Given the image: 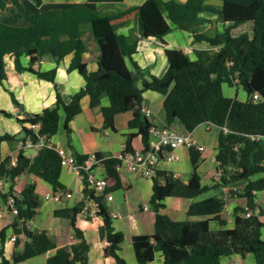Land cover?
<instances>
[{"label":"trees","instance_id":"trees-1","mask_svg":"<svg viewBox=\"0 0 264 264\" xmlns=\"http://www.w3.org/2000/svg\"><path fill=\"white\" fill-rule=\"evenodd\" d=\"M10 1L27 24L12 25L0 21V84L6 79V54L13 58L17 71L29 70L54 83L56 66L65 55L72 53L77 71L84 79V84L66 100L56 91L53 104L38 114L24 111L22 104L10 92L13 103L23 111V116L17 118L22 123L21 139L29 136L32 141H37L38 135H55L62 113L63 129L69 141V121L81 112V99L88 96L89 106L100 108L103 128L115 131V115L131 111L132 116L127 121L131 131L124 143L125 148H133L131 141L136 136L146 146L148 128L152 123L141 110L145 90L165 96L163 109L167 124L177 119L187 131L205 122L219 127L214 156L216 169L222 170L221 178L225 185L243 184L238 195L245 198V207L234 208L232 227L218 229L211 228L209 223H225L221 217L224 202L214 196L193 200L183 219H174L160 212L166 197L195 198L209 188L201 183L197 172L201 152L189 148L192 170L186 182L166 169H157L151 179L149 202L154 211V228L151 234L132 237L137 264L153 261L157 252L161 256V264H219L221 256H245L247 253L253 255L256 264H264V239L261 237L264 210L255 212L256 193L264 192V141L261 139L264 137V0H221L218 11L204 0H144L138 6L113 14L101 13L84 4L40 10L41 0H34L35 9L28 12L19 0ZM3 5V0H0V6ZM132 11L136 14V29L128 34L118 32L114 20ZM204 12H216L223 27L212 35L194 32L192 37L195 42L205 41L213 48L196 49L195 58L190 59L183 50L166 47L164 72L160 76L150 74L145 77L143 70L132 60L138 39L161 37L171 30V23L177 28L192 30L194 26L209 21L202 15ZM247 21L252 22L251 37L246 32L231 34L233 28ZM86 29L91 31L98 50L97 67L92 71L87 69L82 59V53L87 49ZM44 55H49L55 66L40 71L34 66ZM22 56L27 57V65L21 63ZM222 84L235 89L240 86L245 98L240 100L236 94L224 95ZM254 92L260 95L259 100L250 98ZM102 93L107 95L106 105H101ZM25 122L38 124V128L34 130L24 125ZM223 126L226 130L222 129ZM14 140V135L0 134V144ZM74 154L78 161L88 156ZM16 159V165L11 166L8 158L0 157V178L13 181L15 176L27 172L47 182L52 191L64 189L59 178L62 169L59 155L54 149L41 147L32 158L26 157L21 150ZM117 163L116 158L103 161L106 175L112 180L109 190L121 187L115 168ZM11 190L10 185L8 191ZM83 190L86 191L85 188ZM96 200L97 213L101 218L99 237L108 240L104 254L111 256L117 264H127L118 252L124 234L114 230L101 197H96ZM15 203L21 225L18 227L14 221L11 226L13 232L23 234L25 240L22 250L13 251L11 259L3 256L1 246L0 264L19 263L47 251L52 253L45 264H87L89 245L75 224L77 204L68 215L77 241L65 248L58 247L45 230L27 228V221L33 218L40 205L33 181L24 185L20 195L15 196ZM246 212L249 215H244ZM191 216L200 218L190 219ZM4 233L5 228H2L0 243Z\"/></svg>","mask_w":264,"mask_h":264},{"label":"crops","instance_id":"crops-1","mask_svg":"<svg viewBox=\"0 0 264 264\" xmlns=\"http://www.w3.org/2000/svg\"><path fill=\"white\" fill-rule=\"evenodd\" d=\"M32 4L31 8H27L22 0L19 2L28 12H33L35 9V1L29 0ZM144 0H41L39 5L40 10H48L54 7H70L74 4H84L88 7L98 9L104 14H113L131 6H138ZM183 1V0H180ZM3 7L0 6V21L12 25H26L27 21L23 18L16 7L10 0H3ZM205 3L215 7L216 11L221 8V0H204ZM13 9H12V8ZM10 8V9H9ZM209 21L194 26L192 30H184L175 27L171 23V30L161 37L156 38H139L137 43V51L132 55V60L143 70V75L148 77L150 74L160 76L167 65L164 49L177 48L183 50L190 59L195 58L196 49L213 48L205 41L195 42L193 40L194 32H204L208 35L220 31L223 27L221 21L217 17V13L204 12L202 14ZM18 16L20 19H18ZM8 19L19 20L18 23H11ZM117 24V31L123 34H128L131 30L136 29V14L135 11L117 18L114 20ZM85 39L87 49L82 53V59L86 63L89 71L95 70L97 67V46L92 39L91 31L86 29ZM21 63L27 65L28 59L25 56L21 57ZM131 65V63H129ZM55 66L53 59L49 55H44L38 65L40 71H47ZM4 68L6 79L0 84V134L8 133L14 135V141H2L0 144V157L8 158L17 153L18 143L23 137L21 131L22 123L17 120L23 116V111L19 109L12 101L10 92L22 104L23 110L29 114H38L43 108L53 104L56 91L60 92L66 100L71 94L76 92L83 84L84 79L77 71L76 63L73 59V54L69 53L56 66L54 83L42 78H39L34 72L29 70L17 71L14 66L13 58L6 54L4 56ZM234 88V87H233ZM235 90V88H234ZM235 92V91H234ZM237 92L234 93V95ZM227 96H230L229 93ZM165 96L159 92L145 90L142 93V107L150 109L151 113L147 117L154 125H170L179 133L189 132L192 138L205 146L204 138L197 134V128L201 124H205V130L215 128L214 147L217 146V138L219 127L205 122L197 125L193 130L187 131L179 122L174 119L167 124L163 109V101ZM101 105L108 103L106 93L100 96ZM8 114H5L4 112ZM132 116L131 111L118 113L114 117L116 130L103 128V118L99 107L91 108L89 106L88 96L81 99V112L75 115L69 121L71 129L70 140H67L63 129V114L60 113L61 127L63 129L62 138L57 135L52 136V139L58 145L66 146L73 152L80 154H110L117 153L124 145L128 133L131 131L127 127V121ZM24 125L28 126L25 122ZM60 125V122H59ZM210 126V127H209ZM59 129V127H58ZM58 131V130H57ZM121 134L119 141L116 144L110 139L112 132ZM133 148L142 146L139 136H136L131 141ZM205 151V150H204ZM202 151L197 164V172L200 176L203 185L214 186L211 190L213 193L210 196L217 197L224 202V207L221 211V217L225 219L224 224L216 221H210L211 228H230L233 226V210L237 206L245 207L246 201L244 197L238 195L243 184L237 183L234 185H219L214 178L216 170L215 151H210L208 155L209 163L213 170H203L202 165L207 159L206 153ZM177 158L172 161L162 160L158 163V169H166L172 171L174 176L183 181H187L192 170L189 148L179 147L176 149ZM25 155H31L32 150L27 149L23 152ZM210 157V158H209ZM121 187L110 190L112 200L105 201L107 211L112 220V226L115 231H121L124 238L120 244L119 254L124 258L127 264H137L135 253L132 246V237L136 234H151L154 228V211L149 202L151 195L152 181L149 178L143 177L138 172H130L123 168L118 170ZM205 177H209L212 182H205ZM60 181L64 184V188L76 193L82 188L83 181L81 176L73 172H69L62 168L60 172ZM35 183V193L40 199V205L37 208L36 214L32 219L27 221V228L30 230H45L48 236L55 242L58 247H69L70 244L77 241L73 234L72 227L69 222V212L75 205L73 198H62L59 201L51 202L49 198H45V194L51 192V186L37 177L34 174L24 172L18 175V178L13 181L6 180V188L11 185L12 192L19 196L21 189L27 182ZM208 190V189H207ZM230 190L235 192L231 193ZM206 191V190H205ZM262 191H258L255 197L256 209L264 210V200ZM206 196L204 192L197 195L195 198H184L170 196L163 200L164 207L160 212L167 214L174 219L185 218V213L188 210L191 202L197 199H203ZM144 205L147 208H143ZM174 215V216H173ZM242 217V214H239ZM205 217V216H203ZM199 216H191L190 219H199ZM12 215L6 214L0 217V230L5 228L2 246L3 256L11 259L13 251H21L25 236L18 234L15 240H11L12 235ZM101 222L100 216L96 217H80L75 219V224L83 233L85 240L89 245L87 264H117L111 256L104 254L105 239L99 237L98 227ZM261 237L264 239V232L261 230ZM52 251H47L19 263L11 264H45L47 257ZM74 264H82L76 262ZM145 264H161V256L157 252L153 261ZM219 264H256L251 253L245 256L239 254L224 255L220 257Z\"/></svg>","mask_w":264,"mask_h":264},{"label":"built area","instance_id":"built-area-1","mask_svg":"<svg viewBox=\"0 0 264 264\" xmlns=\"http://www.w3.org/2000/svg\"><path fill=\"white\" fill-rule=\"evenodd\" d=\"M252 100H259L261 97L257 92L251 94ZM142 113L148 117L151 113L147 107H142ZM29 127L36 130L38 124L30 123ZM222 129L226 130L223 126ZM259 139V137H257ZM264 141V137L261 138ZM41 147L54 149L59 155L61 168L76 175L81 176L83 185L76 193H72L67 189H57L46 193L45 198L59 201L62 198H73L75 205L78 206V211L75 214V219L80 217H96L98 215V203L96 197H101L102 201L112 200V194L109 187L112 185V180L108 178L103 167V161L107 158H116L118 163L115 165L117 171L121 168L130 171L138 172L143 177L152 179L156 175L157 165L160 161H172L177 158L176 149L179 147L194 148L200 152L205 150L203 144L195 141L189 132L179 133L170 125H154L148 128L147 145H142L140 148H132L128 150L125 145L117 153L96 155L90 154L85 159L78 161L74 152L66 147L58 145L52 139V136L38 135L37 141H32L29 136L21 139L18 143L17 153L22 150L31 149V155H24L32 158ZM16 153V154H17ZM16 154L8 157V163L11 166L16 165ZM222 170L214 171L215 181L219 185H224L222 181ZM18 175L13 178L17 179ZM11 181V180H10ZM86 189L84 191L83 189ZM5 194V196H3ZM15 194L8 191L6 188V180L0 178V217L4 214L12 215V222L16 221L20 227L21 220L17 218L18 207L15 203ZM143 208H147L145 205ZM244 215H249L246 212ZM11 222V223H12ZM13 232V228H12ZM16 234L13 232L10 236L11 240H15ZM105 245H108V240L105 239Z\"/></svg>","mask_w":264,"mask_h":264},{"label":"rangeland","instance_id":"rangeland-1","mask_svg":"<svg viewBox=\"0 0 264 264\" xmlns=\"http://www.w3.org/2000/svg\"><path fill=\"white\" fill-rule=\"evenodd\" d=\"M22 1L24 2V5L27 8H31L32 4H31V2L29 0H22ZM19 17H21V16H18V19H20ZM8 20L11 23H18L19 22V20H14V19H8ZM230 32H231L232 35H237V34H239L241 32H246L248 34V36L251 37L252 36V22L251 21H247V22H244L242 24H239L235 28H233ZM222 91H223V94L226 95V96L228 95V93H229L230 96H234V93L237 92L236 93V97L238 99H240V100H243L245 98V96H246L245 92L243 91V89L240 86H238L234 90V88L232 86H228L227 84H222ZM204 127H205V124H201L197 128V134L201 135L204 138V141H205V146H204L205 147V151L204 152L207 155V159L204 162V164L202 165V169L203 170L210 169L208 171L210 173L213 170V168H211V165L209 163L208 155L210 154V151H215L216 150V147H214V145H213L215 140H216V138H215V128H211L210 130H205ZM120 134H121V131H120V133L119 132H117V133L112 132V137L110 139L112 140L113 144H116L119 141V139H120L119 135ZM57 135H59V137L62 138L63 129L61 127V121H60L59 129L57 131ZM205 182L209 183V182H212V180H210L209 177H205ZM213 188H214V186H209L208 190L204 191L206 196H210V195L213 194V193H211V190ZM261 193H262L261 195H263V200H264V192H261ZM50 201L54 202L51 199H50ZM4 215H6V214H4ZM261 219L264 221V216H262ZM261 230H263V232H264V227H262Z\"/></svg>","mask_w":264,"mask_h":264}]
</instances>
